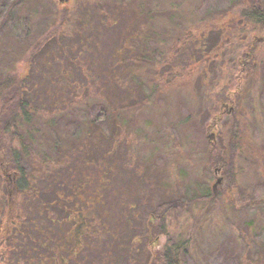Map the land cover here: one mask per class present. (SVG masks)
Here are the masks:
<instances>
[{
  "label": "rangeland",
  "instance_id": "obj_1",
  "mask_svg": "<svg viewBox=\"0 0 264 264\" xmlns=\"http://www.w3.org/2000/svg\"><path fill=\"white\" fill-rule=\"evenodd\" d=\"M241 1L222 0L218 14L209 17L198 13L201 0H21L16 13L5 17L10 1L0 0V77L18 75L31 80L32 94L44 100L47 90L52 95L59 93L48 101L46 110L56 106L63 109L67 103L78 113L89 100L93 104L90 108H106V116L113 120L111 126L121 125V136L117 135L120 141L112 144L117 148L121 142L127 147L113 152L114 165H110L111 156L105 148L102 155L107 163L91 165L84 156L90 143L82 139L72 149L74 160H81L86 169L98 170L99 186L106 183L114 201L127 193L125 182L144 176L150 192H154L145 217L153 207L174 200L168 233L144 249L146 256L161 253L165 246H180V264H264V35L253 56L257 70L243 74L242 51L260 33L233 20L231 12L221 16L228 6L235 9ZM246 1L264 6V0ZM103 6L110 11L102 12ZM65 10L69 26L60 39L49 40L35 54L36 45L54 32L56 25L62 26ZM147 18L159 26L154 30L159 36L153 35V39L150 35L145 41L152 40L151 45L144 42L140 47V37L128 38L130 43L124 47V34L131 25L136 24L138 30H132L137 33L150 32L145 26ZM82 23H86L85 29ZM204 54L212 62L202 67ZM120 55L123 67L131 66L138 79L130 80L131 72L122 74ZM117 64L115 80L125 87L106 85L112 80V65ZM141 78L151 83L150 88L140 81L137 86ZM86 85L90 86L88 93ZM64 88L70 92L62 98ZM224 94L231 102L217 114V97ZM71 118L75 117L58 119L55 128L62 122L70 126ZM211 148L225 158V164L212 165ZM149 167L160 175H149ZM106 174H112L114 181H107L108 177L102 181ZM10 179L14 186L15 175ZM136 191L138 198L145 188ZM203 194H213L214 198L189 208L174 204L175 200ZM118 206L111 209V214L120 218L111 223L114 230L108 236L112 238L132 211L130 205ZM127 226L125 236L136 233L140 225L133 222ZM51 233L55 239L57 232ZM119 249L129 256L125 262L130 264L134 249L131 240L119 243ZM100 250L90 254V260L97 256L96 264H109ZM77 255L71 256L73 261L80 257ZM0 264H8L6 256H0ZM87 264L91 262L87 260Z\"/></svg>",
  "mask_w": 264,
  "mask_h": 264
},
{
  "label": "trees",
  "instance_id": "obj_2",
  "mask_svg": "<svg viewBox=\"0 0 264 264\" xmlns=\"http://www.w3.org/2000/svg\"><path fill=\"white\" fill-rule=\"evenodd\" d=\"M9 1V7L4 11L5 17L8 13L10 17L15 14L16 8L21 3V0ZM222 4V0H201L198 13L209 17L216 16ZM118 8L119 4L116 9L119 12ZM229 8L228 6V10L223 11L221 16H226L231 12L235 16L233 20H239L260 33L241 54V73H253L258 68L254 64L253 56L258 45L263 43L264 6L258 1L242 0L235 9L230 10ZM66 10L61 18L62 26L59 25L56 28V25L54 32L36 45L34 53L39 52L49 40L60 39L63 29L67 25L69 26L66 24L69 20L67 18L69 13ZM101 10L105 13L110 11V8L103 6ZM146 20L145 26L147 29H151L149 31L152 34L150 32L142 33L144 32L142 30L137 33L132 30L136 29V24L131 25V29L127 30V34H124L126 35L124 47L130 43L128 38L140 37L141 41L138 42V47H140L144 42H148L145 41V38H149L150 35L159 36V32L154 31L158 25L152 24V20L149 18ZM85 25L86 23H82L83 29H85ZM151 41L148 42V46L151 45ZM80 42L86 43L82 39ZM123 60L121 57V61L118 62L122 66V74L127 73L128 75L131 72V75L127 77L130 80L138 79L139 74L133 72L131 66L123 67ZM201 62L204 63L202 67H205L212 60L210 56L204 54ZM112 67L114 72H111L110 75L112 80H108L106 83L108 86L121 84L119 80H115V76L118 75V64L112 65ZM100 81L98 80V83ZM139 81L143 82L142 84L147 83V80L141 78L138 82L136 81L137 86H140ZM29 83L31 80L22 79L18 75L0 77V256H6L8 264H39L42 261H45L43 264H87V260L91 264H96L97 256L96 259L90 260L89 255H95L94 252L100 248V251L103 249L101 254L107 256L110 261L109 264H129L125 262L129 261L127 260L129 256H125V251H120L119 243L130 239L134 246L130 264H142L141 262L145 259L147 260L145 264H180V246L174 248L165 246L163 251L155 256L152 253H147L146 256L144 251L146 247L153 246L159 237L167 235V221L174 209V200L165 201L153 207L145 217L154 192H150L151 187L149 183H145L144 176L135 177L130 183L125 182L127 193L118 197L116 202L108 193L106 183L104 186H99L98 170L86 169L81 165V160H74L72 151L75 150V143L84 139L90 143L86 146L84 156L91 165L107 163V159L102 155V148L110 153V165H114L115 155L113 152L116 149L127 147L121 142V146L117 148L114 145L118 143L116 139L120 141V138L117 137L121 136L119 133L121 125H116V128L111 126L113 120L106 116V108H99V106L90 108L93 105L91 100L88 103L84 102L85 107L78 113L72 105H67L64 101L62 104L65 103L66 106H63V109L56 106L46 110L48 101L51 102V99L54 96L57 97L59 93L54 92L52 95L47 90L45 92L47 99L44 100L32 94L34 92H31ZM150 84V82L147 83L148 88H150ZM127 85L129 87V84ZM121 86L125 87L126 84H121ZM68 87L71 88V86ZM89 87V85L84 87L86 92ZM99 87L101 90L103 89L102 85ZM69 88L60 91L62 98H65L66 94L70 92ZM98 93L102 97L100 90ZM229 102L231 100L228 95L218 96L216 103L219 110L217 109L215 113L221 112L220 114H222V110ZM69 116L75 117L71 118L70 126H66L65 122H62L58 128H55V124L57 125L60 120ZM94 141L97 142V145L93 144ZM108 142L111 146L106 145ZM117 159L119 160V157ZM209 159L215 166L225 164V158L219 154L216 155L213 148H211ZM126 163L128 164V162ZM146 164L144 163V165ZM71 170L73 172L70 174ZM148 172L149 175L150 173L160 175V172L153 171L151 167ZM52 173L54 175H51ZM11 174L15 175L14 186L11 184ZM124 174L128 175L127 172ZM112 176V174H106L101 178L102 181H106V177H108L107 181L111 182L114 181ZM146 177L145 180H148ZM140 188H145V191L136 198V190ZM211 198H214L213 194H203L194 199L175 200L174 204H177L178 207L189 208L198 202L212 200ZM86 205L89 207L88 209L85 208ZM113 205L117 207H119L118 205H130L132 211L129 220L126 219L127 222L117 228L116 236L112 238L108 236V232L112 229L110 228L111 223L120 221V218L111 214ZM133 222L140 225L139 232L134 233L135 231H133V235L125 236L127 225ZM51 232H57L55 239L49 236V233L52 234ZM118 239L121 242L117 243ZM143 240L146 242L143 243ZM90 247L94 248L93 251H89ZM80 251L85 252L86 256L77 255ZM72 255L80 257L73 261Z\"/></svg>",
  "mask_w": 264,
  "mask_h": 264
},
{
  "label": "water",
  "instance_id": "obj_3",
  "mask_svg": "<svg viewBox=\"0 0 264 264\" xmlns=\"http://www.w3.org/2000/svg\"><path fill=\"white\" fill-rule=\"evenodd\" d=\"M221 182V181H220Z\"/></svg>",
  "mask_w": 264,
  "mask_h": 264
}]
</instances>
